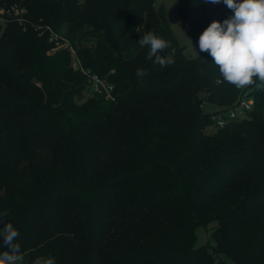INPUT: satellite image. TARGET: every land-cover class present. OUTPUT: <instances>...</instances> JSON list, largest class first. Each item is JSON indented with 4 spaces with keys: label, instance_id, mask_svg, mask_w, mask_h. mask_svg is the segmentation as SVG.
Instances as JSON below:
<instances>
[{
    "label": "trees",
    "instance_id": "1",
    "mask_svg": "<svg viewBox=\"0 0 264 264\" xmlns=\"http://www.w3.org/2000/svg\"><path fill=\"white\" fill-rule=\"evenodd\" d=\"M8 2L28 9L30 26L0 27V228H18L24 264H264L257 77L238 89L207 53L190 58L155 0ZM178 2L197 45L232 14L223 3ZM40 21L68 46L49 54ZM149 30L171 42L173 65L146 58L138 41ZM71 50L114 86V102L74 69ZM244 97L252 110L216 127L213 117Z\"/></svg>",
    "mask_w": 264,
    "mask_h": 264
},
{
    "label": "clouds",
    "instance_id": "2",
    "mask_svg": "<svg viewBox=\"0 0 264 264\" xmlns=\"http://www.w3.org/2000/svg\"><path fill=\"white\" fill-rule=\"evenodd\" d=\"M205 2L223 3L232 13L222 22L213 20L200 34L197 42L200 52L212 57L211 61L204 59L205 62L218 66L219 76L225 83L244 89L247 85H253V77H257L254 86L264 91V0H205ZM187 39L196 55L201 57L193 47L192 41ZM138 44L141 48L148 49L146 58L161 68L175 63V48L170 41L155 31L145 32ZM166 50H169L167 54L162 55ZM146 75H148L146 69L136 70L137 77ZM7 215V212L0 213V221ZM19 236L18 228L9 220L0 228V246L11 250L0 251V264H22L23 256L17 243ZM34 264H56V261L55 257L49 256L36 259Z\"/></svg>",
    "mask_w": 264,
    "mask_h": 264
},
{
    "label": "built area",
    "instance_id": "3",
    "mask_svg": "<svg viewBox=\"0 0 264 264\" xmlns=\"http://www.w3.org/2000/svg\"><path fill=\"white\" fill-rule=\"evenodd\" d=\"M205 4V0H202ZM10 23H16L23 30H26L30 26L28 9L20 4H11L8 0H0V27L4 28ZM38 34L48 35V40L53 44L52 50L49 54H54L63 47L68 46L67 41L62 42L58 34L50 25L43 24L42 21L38 22L34 26ZM74 58L73 67L75 70H81L85 75L90 76L93 82V90L98 93L105 94L106 100L114 102L116 97L114 95V86L108 83L105 79L101 78L98 74L91 73L90 70H85L81 67L79 60L76 57L74 50H71ZM253 108V100L248 97L242 98L235 109L230 110L225 116L215 115L213 117L216 127H223L228 120L240 118L245 116Z\"/></svg>",
    "mask_w": 264,
    "mask_h": 264
},
{
    "label": "rangeland",
    "instance_id": "4",
    "mask_svg": "<svg viewBox=\"0 0 264 264\" xmlns=\"http://www.w3.org/2000/svg\"><path fill=\"white\" fill-rule=\"evenodd\" d=\"M155 7L157 10H160L164 13L173 35L178 40L179 44L184 48L185 53L190 58H196L197 55L192 49L191 43L187 38H189L192 41V45L198 54H199V47L196 44L195 40L193 39V36L190 32L188 25L184 22L183 18L181 17L179 13L178 0H155ZM181 30L186 34L187 37ZM203 109L205 112L215 111V109L212 106H210L208 103L204 104ZM242 117L243 116L241 115L240 118ZM214 131H215L214 127L208 129L209 133H213ZM197 236H198V245L209 244L210 234L204 228L198 229ZM211 244L213 245L214 243L211 242ZM222 258L227 264L231 263L230 259L226 257H222ZM22 264H24L23 261H22Z\"/></svg>",
    "mask_w": 264,
    "mask_h": 264
}]
</instances>
